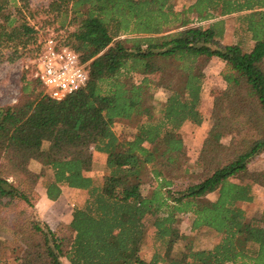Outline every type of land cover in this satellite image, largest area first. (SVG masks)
Here are the masks:
<instances>
[{
  "label": "trees",
  "instance_id": "trees-1",
  "mask_svg": "<svg viewBox=\"0 0 264 264\" xmlns=\"http://www.w3.org/2000/svg\"><path fill=\"white\" fill-rule=\"evenodd\" d=\"M185 1L178 9L177 0H55L44 11L65 31L62 43L79 54L89 84L55 101L24 72L17 103L0 106V226L13 225L17 264H264V212L252 217L239 206L264 188V169L251 170L264 155V0ZM229 16L235 42L225 45ZM36 19L28 0H0V66L34 52ZM212 59L224 64L226 89L191 168L182 131L204 123ZM149 89L167 100L155 105ZM93 151L106 156L102 182L86 175ZM40 181L53 202L63 188L88 193L60 240L27 211ZM186 215L194 217L190 235L178 227ZM149 226L156 251L147 262ZM201 234L218 243L195 250ZM180 241L187 245L177 259Z\"/></svg>",
  "mask_w": 264,
  "mask_h": 264
},
{
  "label": "rangeland",
  "instance_id": "rangeland-1",
  "mask_svg": "<svg viewBox=\"0 0 264 264\" xmlns=\"http://www.w3.org/2000/svg\"><path fill=\"white\" fill-rule=\"evenodd\" d=\"M29 4L34 12H36L37 19L33 21L37 25L40 31V38L37 47L33 48L34 52L25 53L15 63H6L0 66V106L11 105L17 103L22 88V76L24 72L27 73V79L34 76L35 72V60L37 58V48L39 44L45 42L51 37L64 41L67 38L64 30L60 29V24L54 22L52 16H46L45 10L55 0H28ZM193 0H191V3ZM185 0H177V8L182 9ZM226 35L225 45H231L235 42L234 29L236 25V16H229L225 18ZM224 71V64L218 59L210 60L204 68V72L207 76L204 85L203 94V114L204 123L202 127L196 128L191 124H188L183 129V137L189 150L190 162L189 166L194 167L195 162L200 154L203 142L206 138L207 132L213 124L212 109L215 97L221 95L226 89V83L223 80L221 73ZM153 88L155 84H158L161 76L155 74L149 77ZM142 77L135 76V82L139 83ZM148 97H150L155 105H160L167 100L168 94L163 90L149 89L146 91ZM122 127L118 126L117 132L120 133ZM93 170L89 173L95 180L103 181L108 174L106 168V156L101 155L93 151ZM33 164V165H32ZM30 166L31 170L40 173L42 166L36 162H33ZM264 169V155L255 161L251 170L260 171ZM49 177L52 175L48 173ZM151 186H144L142 192L146 195ZM46 189L43 186L42 181L39 182L37 187L30 195L32 207L27 211L39 220L46 224L54 233L57 239H62L68 230L70 222L73 218L74 210L83 208L88 199V193H77L73 195L71 192H67L65 197L55 202H49L45 199ZM257 200L252 204H239L240 207L245 209L252 217H259L264 212V188H257ZM211 199H215V196H210ZM45 199V200H44ZM194 221V217L186 215L180 218L178 227L184 235L191 234V227ZM155 230L149 226L143 239L141 257L145 261L149 262L155 251L154 243ZM218 243V240L205 235H197L194 237L193 246L195 250H208ZM18 245V241L15 237L13 225L10 221H5L0 226V260L6 264H17L15 262V248ZM187 242L180 241L174 249L173 257L180 258L183 254Z\"/></svg>",
  "mask_w": 264,
  "mask_h": 264
},
{
  "label": "built area",
  "instance_id": "built-area-1",
  "mask_svg": "<svg viewBox=\"0 0 264 264\" xmlns=\"http://www.w3.org/2000/svg\"><path fill=\"white\" fill-rule=\"evenodd\" d=\"M34 77L55 101L66 99L89 84V74L79 54L54 37L46 40L38 52Z\"/></svg>",
  "mask_w": 264,
  "mask_h": 264
},
{
  "label": "crops",
  "instance_id": "crops-1",
  "mask_svg": "<svg viewBox=\"0 0 264 264\" xmlns=\"http://www.w3.org/2000/svg\"><path fill=\"white\" fill-rule=\"evenodd\" d=\"M33 165V164H32ZM88 177H91V178H93L92 176H90L89 175V173L88 174H86ZM94 179V178H93ZM69 193V192H71V193H73V195H76L77 193H87L86 191H81V190H77V189H70V188H63V190H62V195H61V197H60V199L59 200H61V199H63L64 197H65V195H67L66 193ZM45 196L46 197H44L45 199H48L47 198V195H46V191H45ZM44 199V200H45ZM49 200V199H48ZM49 202H50V200H49ZM52 202V201H51ZM71 223V222H70Z\"/></svg>",
  "mask_w": 264,
  "mask_h": 264
}]
</instances>
